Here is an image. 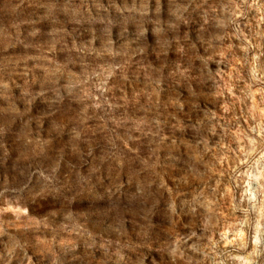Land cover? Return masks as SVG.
I'll return each mask as SVG.
<instances>
[{"label":"clouds","instance_id":"1","mask_svg":"<svg viewBox=\"0 0 264 264\" xmlns=\"http://www.w3.org/2000/svg\"><path fill=\"white\" fill-rule=\"evenodd\" d=\"M0 264H264V0H0Z\"/></svg>","mask_w":264,"mask_h":264}]
</instances>
